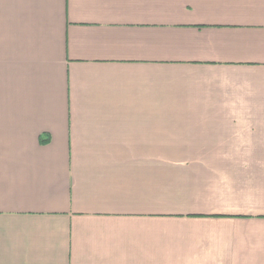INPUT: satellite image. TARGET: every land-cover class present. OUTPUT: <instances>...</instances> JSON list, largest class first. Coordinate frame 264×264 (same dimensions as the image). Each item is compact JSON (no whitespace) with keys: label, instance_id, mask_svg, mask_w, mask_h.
Segmentation results:
<instances>
[{"label":"crops","instance_id":"obj_1","mask_svg":"<svg viewBox=\"0 0 264 264\" xmlns=\"http://www.w3.org/2000/svg\"><path fill=\"white\" fill-rule=\"evenodd\" d=\"M0 264H264V0H0Z\"/></svg>","mask_w":264,"mask_h":264}]
</instances>
